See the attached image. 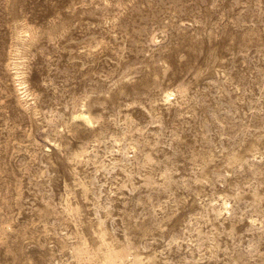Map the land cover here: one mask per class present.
Segmentation results:
<instances>
[{
    "label": "rangeland",
    "instance_id": "1",
    "mask_svg": "<svg viewBox=\"0 0 264 264\" xmlns=\"http://www.w3.org/2000/svg\"><path fill=\"white\" fill-rule=\"evenodd\" d=\"M0 264H264V0H0Z\"/></svg>",
    "mask_w": 264,
    "mask_h": 264
},
{
    "label": "bare ground",
    "instance_id": "2",
    "mask_svg": "<svg viewBox=\"0 0 264 264\" xmlns=\"http://www.w3.org/2000/svg\"><path fill=\"white\" fill-rule=\"evenodd\" d=\"M21 84V83H20ZM21 86V85H20ZM89 115V114H88ZM87 114H83L81 113V117L84 119V120H87L88 122H91V117H89Z\"/></svg>",
    "mask_w": 264,
    "mask_h": 264
}]
</instances>
